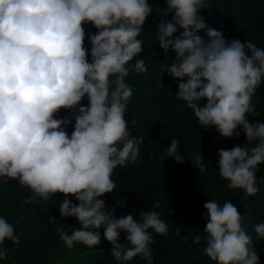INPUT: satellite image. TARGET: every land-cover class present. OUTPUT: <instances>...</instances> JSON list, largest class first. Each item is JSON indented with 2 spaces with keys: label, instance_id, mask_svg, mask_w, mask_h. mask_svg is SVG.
I'll use <instances>...</instances> for the list:
<instances>
[{
  "label": "clouds",
  "instance_id": "1",
  "mask_svg": "<svg viewBox=\"0 0 264 264\" xmlns=\"http://www.w3.org/2000/svg\"><path fill=\"white\" fill-rule=\"evenodd\" d=\"M166 3L165 9H156L164 16L156 38L166 55L171 49L176 57L161 71L177 78L176 97L203 128L215 127L220 137L230 139L239 137L242 127L246 144L255 142L251 148L218 151L219 175L229 181L227 187L255 195L257 166L264 164V122H249L248 116L260 115L252 97L264 78V48L251 40L227 41L209 27L200 15L206 0ZM153 10L148 0H0V182L14 179L28 187L26 204L64 194L61 216L76 217L80 226H73L70 235L59 228L60 239L69 249L75 244L92 248L101 244L103 229L111 256L121 264L137 256L153 264L149 230L169 232L157 212H141V222L133 214L116 218V209L108 212L100 199L116 187L114 169L136 164L144 143L131 135L125 114L135 92L132 76L147 72L143 59L131 61L143 52L138 37ZM86 24L97 32H86ZM85 97L87 106L81 103ZM62 109L75 118L71 134L66 128L72 118H60ZM179 146L172 139L166 150L177 164L185 160ZM203 161L202 155L193 161L199 173L206 171ZM204 208L206 256L217 264H259L237 208L213 199ZM49 222L57 224L55 217ZM254 231L264 238V223ZM121 232L128 245L119 242ZM176 235L181 236L179 230ZM6 239L20 243L14 226L0 217V260L7 258ZM182 239L187 243V237ZM200 241L205 244L195 234L192 242Z\"/></svg>",
  "mask_w": 264,
  "mask_h": 264
},
{
  "label": "trees",
  "instance_id": "2",
  "mask_svg": "<svg viewBox=\"0 0 264 264\" xmlns=\"http://www.w3.org/2000/svg\"><path fill=\"white\" fill-rule=\"evenodd\" d=\"M148 2L154 10L138 37L143 41V52L131 61L143 59L147 72L132 76L135 92L129 112L125 114L131 135L142 137L144 143L139 146L136 164L114 169L111 179L116 187L100 199L105 200L108 212L116 209V218L133 214L134 219L141 222V212L160 214L169 232L164 236L149 230L153 236L150 244L153 264H217L204 251L207 246L204 203L213 199L222 206L228 200L240 213L242 228L252 237L250 247L257 252L259 264H264V238H257L254 231L255 225L264 223V164L257 166L255 186L258 192L251 196L243 189H229V181L220 177L218 165L220 149L229 150L237 145L251 148L255 142L246 144L242 127L239 137L230 139L220 137L215 127L203 128L186 102L176 97L179 81L161 71L164 65L170 66L175 61L176 53L170 49L166 55L156 38L157 25L164 18L163 12L156 9H165L167 3L166 0ZM206 5L200 15L209 27L222 32L227 41L251 40L257 47L264 48V0H206ZM171 18V15L167 17ZM84 27L86 32H97L92 24ZM180 31L183 29L176 33L177 36ZM199 35L208 41L205 31ZM85 46L89 49L88 60L91 62L88 38ZM81 103L87 106V97ZM206 103V99L202 100L200 106ZM252 103L260 115H249V122H264V78L252 97ZM59 117L72 118V124L66 128L71 134L75 124L72 113L62 109ZM172 139L180 141L178 154L184 157L183 163L177 164L166 155ZM198 155L204 157V173H199L193 163ZM30 194L31 190L22 187L17 180L0 182V217L14 226L20 240L18 245L5 240L3 247L7 250V258L0 260V264H121L111 256L112 246L103 238V229L100 230L101 244L92 248L75 244L69 249L60 239L59 228L70 235L73 226H80L76 217L61 216L59 206L65 199L64 194L57 193L46 201L37 198L24 203ZM68 198L74 204L79 203L74 196ZM49 217H55L57 224L50 223ZM177 230L181 236L176 235ZM195 234L200 235L204 245L202 241L198 244L192 242ZM183 237L188 238L187 243ZM119 242L128 245L126 233L121 232ZM124 264H147V261L137 256Z\"/></svg>",
  "mask_w": 264,
  "mask_h": 264
}]
</instances>
